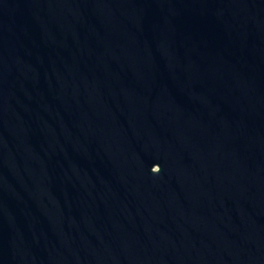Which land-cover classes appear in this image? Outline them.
<instances>
[{"label":"water","instance_id":"obj_1","mask_svg":"<svg viewBox=\"0 0 264 264\" xmlns=\"http://www.w3.org/2000/svg\"><path fill=\"white\" fill-rule=\"evenodd\" d=\"M0 264H264V0H0Z\"/></svg>","mask_w":264,"mask_h":264},{"label":"clouds","instance_id":"obj_2","mask_svg":"<svg viewBox=\"0 0 264 264\" xmlns=\"http://www.w3.org/2000/svg\"><path fill=\"white\" fill-rule=\"evenodd\" d=\"M157 164H159V163H157ZM152 172H154V173H159L160 171H161V165L159 166V167H155V168H153L152 167Z\"/></svg>","mask_w":264,"mask_h":264}]
</instances>
